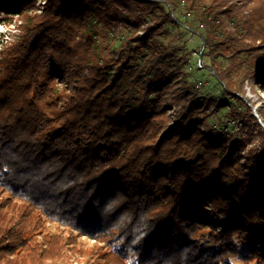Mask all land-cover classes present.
<instances>
[{
  "label": "trees",
  "instance_id": "16d2710c",
  "mask_svg": "<svg viewBox=\"0 0 264 264\" xmlns=\"http://www.w3.org/2000/svg\"><path fill=\"white\" fill-rule=\"evenodd\" d=\"M14 18L0 264H264V0H0ZM188 34L218 97L185 84Z\"/></svg>",
  "mask_w": 264,
  "mask_h": 264
},
{
  "label": "rangeland",
  "instance_id": "374dc122",
  "mask_svg": "<svg viewBox=\"0 0 264 264\" xmlns=\"http://www.w3.org/2000/svg\"><path fill=\"white\" fill-rule=\"evenodd\" d=\"M190 19V17H189ZM11 23H1L0 24V52L3 46L13 41L16 35L19 33L15 29V18L11 19ZM193 27L196 28V32H202L203 28L196 21L193 24ZM177 44L182 46L183 50L180 51V55L187 56V64L185 66V70L187 72V76L185 78L186 86L191 87L199 96L204 97H218L220 86L216 82L212 71L210 70L211 62L209 58H202L201 53L203 42L198 35H186L183 38H178ZM219 59L216 61L218 62ZM246 95L245 97L249 100L250 103L254 105L253 109H260L264 104V92L260 93L259 89H257V93L253 92L250 89L249 84L245 85ZM231 101V98L227 99ZM226 109H223L221 112L222 121L211 120L210 125L215 128L227 127L229 130L232 129L233 123L227 122L226 119H223V114ZM258 118V117H257ZM259 123H261L260 118H258ZM198 220H201L208 226H212L216 232L221 230V222L217 219H214L209 216H205V214H199L197 216ZM87 241V240H86ZM90 245L93 244V241H87ZM230 262L232 264H245L241 262L238 258L231 259ZM129 264H134L133 261H130ZM254 264V263H250Z\"/></svg>",
  "mask_w": 264,
  "mask_h": 264
},
{
  "label": "water",
  "instance_id": "95a60500",
  "mask_svg": "<svg viewBox=\"0 0 264 264\" xmlns=\"http://www.w3.org/2000/svg\"><path fill=\"white\" fill-rule=\"evenodd\" d=\"M253 114L255 117H258L257 113H256V109H253Z\"/></svg>",
  "mask_w": 264,
  "mask_h": 264
}]
</instances>
